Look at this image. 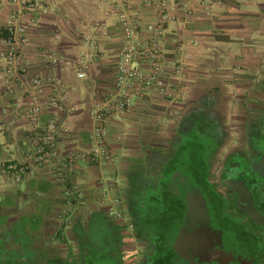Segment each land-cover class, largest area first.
Wrapping results in <instances>:
<instances>
[{
	"label": "crops",
	"instance_id": "1",
	"mask_svg": "<svg viewBox=\"0 0 264 264\" xmlns=\"http://www.w3.org/2000/svg\"><path fill=\"white\" fill-rule=\"evenodd\" d=\"M128 2L131 16L142 20L143 30L155 22L154 11L140 7L139 0ZM190 6L193 15L180 7L178 20L166 28L162 38L170 77L174 52L179 45L186 47L188 67L184 76L167 83L184 86L187 99L169 100L152 89L136 100L129 114L108 120L115 161L107 167L80 165L74 172L72 181L83 190L86 204L69 224L59 217L64 197L55 169L56 156L27 176L23 184L0 185V232L25 228L32 236L30 255L36 262L68 264L79 258L77 252L84 246L122 249L127 254L126 262L137 259L141 254L137 237L130 235L125 224L110 213L108 204L101 202L103 188L108 182L115 184L113 195L122 198L129 217L144 213L155 199L160 200L162 187L173 183V173L183 168L190 172L191 157L185 155L174 171L164 173L184 139L196 141L200 148L199 161L206 171L202 183L206 187L220 177L215 167L221 156L232 158L247 150H264V0H225L223 5L211 8L210 16L196 1L191 0ZM106 9L94 0H52L48 14L28 15L36 51L33 73L63 79L80 106L71 122L73 134L63 157L89 146L95 128L91 111L96 102L116 92L118 62L125 42L123 29L114 17H107L108 39L95 30V22L105 16ZM11 11L10 6L5 8L1 25ZM84 33L91 34L99 51L91 60L88 77L79 79L64 64L51 65L48 56L60 52L76 57L88 52ZM8 109H13V102L2 96L0 159L18 161L33 144L26 123L9 114ZM50 115L44 107L40 116L43 126ZM48 251L55 253L49 255Z\"/></svg>",
	"mask_w": 264,
	"mask_h": 264
},
{
	"label": "built area",
	"instance_id": "2",
	"mask_svg": "<svg viewBox=\"0 0 264 264\" xmlns=\"http://www.w3.org/2000/svg\"><path fill=\"white\" fill-rule=\"evenodd\" d=\"M63 2L65 0H58ZM106 6L105 16L95 22V30L108 39L107 17L116 18L123 29L124 47L121 52L115 79L116 92L102 102H96L91 115L95 128L89 139V146L75 154L63 157L68 141L72 137L71 122L79 113L80 106L72 99L63 79L43 77L33 73L35 46L29 33V14L49 13L52 0H0V15L7 6L12 8L4 24H0V102L8 96L13 109H8L28 127L33 148L18 161L0 159V185L19 186L25 178L37 169L50 164L56 156L55 169L63 190L64 207L60 218L69 224L74 214L86 204L83 190L72 181V175L80 165L107 167L115 161V154L109 144L107 122L115 116L129 114L136 100L144 98L149 91L156 89L169 100L187 99L184 86H175L169 80L180 79L188 67L186 47L179 45L169 68L165 63L162 38L166 28L178 20L182 7L187 14L193 15L191 0H139L140 7L155 12V22L143 30L142 20L131 16L129 0H94ZM211 15V8L221 6L225 0H193ZM83 40L88 52L76 57H65L60 52L48 56L51 65L64 64L67 71L75 72L79 79H86L90 73L92 58L98 53V46L92 42L91 34L84 33ZM191 45H198L192 42ZM147 66L146 68L144 66ZM170 78V79H169ZM49 92V93H48ZM46 107L50 120L41 124V111ZM3 130L0 126V134ZM115 184H105L101 202L108 204L110 213L121 220L128 233L133 234V224L125 212L120 196L113 195Z\"/></svg>",
	"mask_w": 264,
	"mask_h": 264
},
{
	"label": "flooded vegetation",
	"instance_id": "3",
	"mask_svg": "<svg viewBox=\"0 0 264 264\" xmlns=\"http://www.w3.org/2000/svg\"><path fill=\"white\" fill-rule=\"evenodd\" d=\"M231 157L225 158L219 179L202 189L209 205L208 226L224 235L222 241L201 247L191 243L183 232L198 212L173 192L171 183L162 187L168 195L134 219L130 216L141 252L137 259L126 262L122 249L84 246L68 264H264V150ZM31 239L25 228L1 231L0 264H49L31 257Z\"/></svg>",
	"mask_w": 264,
	"mask_h": 264
},
{
	"label": "water",
	"instance_id": "4",
	"mask_svg": "<svg viewBox=\"0 0 264 264\" xmlns=\"http://www.w3.org/2000/svg\"><path fill=\"white\" fill-rule=\"evenodd\" d=\"M173 192L186 201L198 215L189 219L187 223L186 236L196 247L212 245L223 240L224 235L217 231H212L208 226L207 212L209 205L205 195L198 185L193 175L186 169L177 170L173 173Z\"/></svg>",
	"mask_w": 264,
	"mask_h": 264
},
{
	"label": "trees",
	"instance_id": "5",
	"mask_svg": "<svg viewBox=\"0 0 264 264\" xmlns=\"http://www.w3.org/2000/svg\"><path fill=\"white\" fill-rule=\"evenodd\" d=\"M180 145H181L180 147H177L178 152H176L175 154H172L173 160L170 162L171 164L168 166L167 170L165 171V174H169L172 171H174L175 164H177L183 156L188 155L191 157V160L189 162L191 166L190 172L193 174V177L197 181L200 188L206 190L207 187L202 183L203 181L202 179L205 177V174H206V171L204 170L205 165L199 161L200 148L197 146V142L191 139H187V140L184 139L181 141ZM164 194L168 195V193L162 190L161 195L163 196Z\"/></svg>",
	"mask_w": 264,
	"mask_h": 264
},
{
	"label": "rangeland",
	"instance_id": "6",
	"mask_svg": "<svg viewBox=\"0 0 264 264\" xmlns=\"http://www.w3.org/2000/svg\"><path fill=\"white\" fill-rule=\"evenodd\" d=\"M224 158H225V156H221L220 159H218V161L216 160V161L218 162V164H217L216 167H215V168L217 169V171H215V174L217 173V175H216L217 177H219V175H220V172H221V169H219V168H220V163L222 162V160H223ZM164 173H165V172H164ZM217 177H216V178H217ZM263 222H264V221H263Z\"/></svg>",
	"mask_w": 264,
	"mask_h": 264
}]
</instances>
